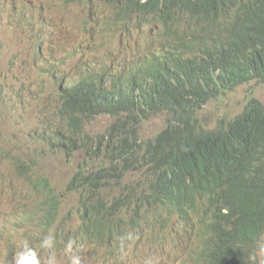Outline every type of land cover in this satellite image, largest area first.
<instances>
[{"label":"trees","instance_id":"trees-1","mask_svg":"<svg viewBox=\"0 0 264 264\" xmlns=\"http://www.w3.org/2000/svg\"><path fill=\"white\" fill-rule=\"evenodd\" d=\"M91 1L109 3L127 40L154 30L146 55L135 54L125 71L87 73L60 96L72 143L99 160L68 184L81 196L87 238L112 235L108 264H131L142 236L156 251L173 249L183 264H247L264 236V103L252 97L215 124L201 110L264 82V0ZM158 114L164 127L143 137L142 124ZM100 115L113 122L106 134H92L84 123ZM20 176L29 179L21 170L9 183ZM30 185L52 221L58 194L47 178Z\"/></svg>","mask_w":264,"mask_h":264},{"label":"rangeland","instance_id":"rangeland-1","mask_svg":"<svg viewBox=\"0 0 264 264\" xmlns=\"http://www.w3.org/2000/svg\"><path fill=\"white\" fill-rule=\"evenodd\" d=\"M6 1L9 4L0 0V264H13L22 240L40 248L41 238L50 232L55 237L52 252L58 253H54L56 264H70L63 253L69 240L82 264H108L104 257L112 235L106 238L104 230L103 236L87 238L81 196L68 190L79 169L87 167L86 163L89 167L96 165L99 160H87L72 143L69 125L60 114V96L87 73L107 68L123 72L135 54L143 58L154 28L147 26L142 33L136 32L133 40H127L119 25L121 18L109 12L106 1ZM252 97L264 103V82L252 81L204 104L201 116L208 124L233 118ZM165 119L158 114L144 122L143 137L161 130ZM112 122L108 115H100L85 121L84 127L92 134H106ZM21 170L27 171L29 179L20 176L11 185L9 180ZM38 178H47L58 194L59 206L52 221L30 185ZM148 228H156L164 236L169 231L157 225ZM165 238L173 241L170 236ZM78 241L80 245H74ZM153 246L145 236L136 240L131 264H183L182 256L173 249L156 251ZM40 249L38 254L44 262L49 251ZM252 257L247 264L264 261V256Z\"/></svg>","mask_w":264,"mask_h":264},{"label":"clouds","instance_id":"clouds-1","mask_svg":"<svg viewBox=\"0 0 264 264\" xmlns=\"http://www.w3.org/2000/svg\"><path fill=\"white\" fill-rule=\"evenodd\" d=\"M94 73V72H92ZM55 246V237L50 232L44 235L39 243V247L49 251V256L43 264H56V257L52 250ZM18 251L13 257V264H42V258L38 254L36 248H33L27 239L22 240L18 245ZM64 254L68 257L70 264H82L80 255L73 251V242L69 240L64 248ZM257 254L264 256V243L258 246ZM256 255H253L252 259H255ZM264 264V261H261Z\"/></svg>","mask_w":264,"mask_h":264},{"label":"bare ground","instance_id":"bare-ground-1","mask_svg":"<svg viewBox=\"0 0 264 264\" xmlns=\"http://www.w3.org/2000/svg\"><path fill=\"white\" fill-rule=\"evenodd\" d=\"M138 34H139V33H138ZM125 35H126V34H125ZM149 36H150V34H149ZM138 37H139V36H138ZM150 37H151V36H150ZM150 37H149V39H150ZM153 43H154V42H153ZM129 47H130V46H129ZM198 54H199V53H198ZM198 54H197V55H198ZM198 57H199V55H198ZM195 62L197 63L196 60H195ZM139 63H140V61H139ZM151 71H152V70H151ZM138 72H139V71H138ZM144 73H145V72H144ZM136 74H137V73H136ZM151 75H152V74H151ZM152 77H153V76H152ZM144 78H145V77H144ZM146 79H148V78H146ZM144 80H145V79H144ZM134 81H135V79H134ZM145 81H146V80H145ZM145 81H144V82H145ZM147 81H150V79L147 80ZM128 82H129V81H128ZM130 82H132V81H130ZM142 83H143V81H142ZM142 83H141V84H142ZM129 84H130V83H129ZM132 84H133V83H132ZM132 84H130V85H132ZM136 84H137V83H136ZM149 84H151V83L149 82ZM134 86H135V84H134ZM160 86H161V85H160ZM138 87H139V85H138ZM156 87H157V86H156ZM137 90H138V89H137ZM146 91H147V90H146ZM258 99H259V98H258ZM139 100H140V99H139ZM164 113H166V112H164ZM116 137H117V136H116ZM119 138H120V137H119ZM116 139H117V138H116ZM135 154H136V153H135ZM112 155H113V154H112ZM94 162H95V161H94ZM95 163H96V162H95ZM95 163H94V164H95ZM90 165H91V164H90ZM106 165H107V164H106ZM106 167H107V166H106ZM106 167H104V168H106ZM83 193H84V192H83ZM74 197H75V196H74ZM74 203L76 204V201H75ZM77 204H78V203H77ZM174 204H175V203H174ZM79 205H80V204H79ZM79 205H78V206H79ZM72 207H73V206H72ZM45 222H46V221H45ZM162 222H163V221H162ZM165 224H166V223H165ZM182 224H183V223H182ZM147 225H149V224H147ZM139 226H140V225H139ZM132 227H133V226H132ZM186 227H187V226H186ZM140 228H141V226H140ZM131 229H132V228H131ZM132 230H133V229H132ZM142 230H143V229H142ZM151 230H152V229H151ZM134 231H136V230H133V232H134ZM130 232H131V231H130ZM133 232H131V234H132ZM156 232H157V231H156ZM149 233H150V232H149ZM157 233H158V232H157ZM121 236H122V235H121ZM188 239H189V238H188ZM192 242H194V240H192ZM196 243H197V242H196ZM211 244H212V243H211ZM36 245H38V244H36ZM36 245H35V246H36ZM197 246H198V245H197ZM36 249H40V248H37V246H36ZM213 249H214V248H213ZM17 250H18V248H17ZM53 250H54V249H53ZM37 251L39 252V250H37ZM40 251H41V249H40ZM57 251H58V250H57ZM63 251H64V249H63ZM60 252H61V251H60ZM54 253H55V252H54ZM56 253H57V252H56ZM56 253H55V254H56ZM63 253H64V252H63ZM199 253H200V252H199ZM40 254H41V253H40ZM44 254H45V253H44ZM55 254H54V255H55ZM57 254H58V253H57ZM60 254H61V253H59V255H60ZM45 255H46V254H45ZM224 255H225V254H224ZM43 256H44V255H43ZM60 256H61V255H60ZM199 256H200V255H199ZM65 258H66V257H65ZM197 259H198V258H197ZM189 260H190V259H189ZM44 261H45V259H44ZM42 262H43V261H42ZM208 263H209V262H208ZM42 264H43V263H42ZM221 264H222V263H221Z\"/></svg>","mask_w":264,"mask_h":264}]
</instances>
